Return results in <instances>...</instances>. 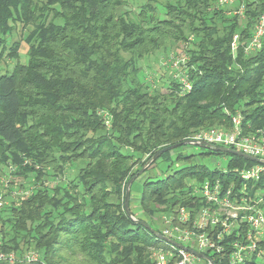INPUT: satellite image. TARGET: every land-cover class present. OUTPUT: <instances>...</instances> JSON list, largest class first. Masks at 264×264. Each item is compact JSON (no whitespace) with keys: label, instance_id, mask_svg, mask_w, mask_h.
<instances>
[{"label":"trees","instance_id":"16d2710c","mask_svg":"<svg viewBox=\"0 0 264 264\" xmlns=\"http://www.w3.org/2000/svg\"><path fill=\"white\" fill-rule=\"evenodd\" d=\"M173 1L162 6L164 19L148 21L149 2L131 19L120 12L123 0H0V65L18 59L21 43L9 45L4 37L17 26L26 31L27 46L26 63L0 69V171L13 168L12 184L32 187L30 196L0 211L1 251L31 249L41 264H154L151 251L165 245L126 215L127 182L164 147L199 130L229 129L236 112L245 133L264 132V40L255 53L242 49L264 0L222 8L215 0ZM233 35H239L235 55ZM177 46L188 57L191 91L180 95L170 78L165 93L151 89L140 62ZM187 146L162 154L143 172L176 151L174 163L183 164L142 182L139 208L146 218L129 210L158 233L163 227L151 222L154 214L202 205L192 193L206 180L238 190L234 170L257 165L206 150L202 156L228 157L225 172L209 169L182 154ZM246 186L253 194L264 182ZM228 252L210 257L225 264Z\"/></svg>","mask_w":264,"mask_h":264},{"label":"built area","instance_id":"2783aa9c","mask_svg":"<svg viewBox=\"0 0 264 264\" xmlns=\"http://www.w3.org/2000/svg\"><path fill=\"white\" fill-rule=\"evenodd\" d=\"M254 0H252L253 2ZM237 0H215V7L233 6ZM244 6L239 7L242 13ZM239 35H233L231 52L236 54ZM264 40V13L257 20L254 32L244 44L245 55L255 53L262 47ZM188 57L185 52L170 54L160 65L169 72V78L179 85L180 95L188 93L192 84L188 76ZM229 115V114H228ZM231 127L211 128L194 132L186 141L207 146H218L238 151L244 155L264 161V132L245 133L242 116L239 112L229 115ZM13 168L0 179V211L3 208L18 204L30 196L32 187L20 188L10 180ZM225 172V171H224ZM234 173L242 182L240 189L234 184L226 185L222 180H206L192 195L199 198L191 207H179L175 215H169L166 226L160 235L184 247H175L165 241L164 248L153 249L151 259L154 264H214L212 254L224 255L225 264H245L253 257L264 258V188L253 194L247 191L249 182H264V164L243 169H235ZM8 177V178H7ZM187 249L204 256L198 258ZM0 264H41L37 251L27 250L21 255L0 250Z\"/></svg>","mask_w":264,"mask_h":264},{"label":"rangeland","instance_id":"374dc122","mask_svg":"<svg viewBox=\"0 0 264 264\" xmlns=\"http://www.w3.org/2000/svg\"><path fill=\"white\" fill-rule=\"evenodd\" d=\"M124 6L120 8V12L128 14V17L131 19H134L137 14L142 10V7L146 5L150 0H123ZM168 2H174L173 0H151L150 6L153 8V12L150 10H146L147 18L149 21V18L153 19H164L165 17V11L163 10V5ZM26 35V31L24 33L21 32L20 27L17 26L15 28V31H12L11 34L8 33L7 36H4L6 39V42L8 44H13L14 42H20V48L18 51V59H5L1 65L0 69L2 71H11L16 65H22L26 63L27 61V46L23 42L24 37ZM171 50L166 51H157L154 54L149 55L145 59H143L140 62V69L141 74L144 75L143 80L150 85L151 89L159 90L160 93H165V85L167 84L166 81L169 78V72L162 70L160 65L166 61V58L170 54L175 53H182L184 49L180 47L171 48ZM182 154L185 156H193V161L200 164H205L206 167L209 169H220L225 171L228 157L227 156H221V155H211V156H202L206 152V149L200 148L198 146H192L188 145L187 147L183 148L181 150ZM177 154L176 152L172 153V160L171 161H157L146 173H143L139 175V179L131 186L129 189V203L128 207L129 210L132 211V213L135 214V217H139L141 219H144V215H142L140 208H139V201H140V192H141V184L146 179V177L150 178L152 181L160 179L165 177L167 174H170L172 171L181 168L183 164H176L174 163L175 156ZM81 165V162L76 163L73 165V167L67 171L66 177L63 178L64 181L71 180L75 173L76 169ZM171 166L172 169H169ZM8 170L2 169L0 171V179L7 175ZM8 178V177H7ZM10 180L13 182L16 179L13 177L10 178ZM58 178V182L63 181ZM20 183H24L21 179H18ZM17 181L15 183H17ZM18 185V184H16ZM125 196V191H124ZM167 216L164 214H154L152 217L151 222L156 225L159 228L166 226V219ZM163 229V228H162ZM40 259L41 255L39 254ZM264 259H258L257 261H263Z\"/></svg>","mask_w":264,"mask_h":264},{"label":"water","instance_id":"95a60500","mask_svg":"<svg viewBox=\"0 0 264 264\" xmlns=\"http://www.w3.org/2000/svg\"><path fill=\"white\" fill-rule=\"evenodd\" d=\"M186 145H192V146H198L200 148H203V149H206V150H210L214 153H221V154H226V155H233V156H238V157H241L243 159H246L248 161H251V162H255V163H259V164H264V161H260L258 159H255L253 157H250V156H247V155H244L238 151H234V150H231V149H227V148H222V147H218V146H214V147H211V146H207V145H203V144H196V143H193V142H189V141H185L183 143H179V144H175V145H172V146H168V147H164L163 149L159 150L158 152H156L150 159V161L148 160L145 165L137 172V174H135L128 182H127V185L125 187V196H124V210H125V213L126 215L134 222V223H137L139 225H141L142 227H144L150 234H152L156 239H160L162 241H165L166 243H169L175 247H178L181 249L184 247L181 246V244L179 245L178 243L170 240V239H167L163 236H161L158 232H156L155 230H152V228L145 222L143 221H139V219H135L130 211H129V207H128V203H129V189H130V186L131 184L135 181V179L143 174L144 171H146L147 168H149L151 166V164L154 163V161H156L162 154L168 152V151H171V150H174L176 148H179L181 146H186ZM192 255L198 257V258H204V256L196 251H193V250H190V249H187Z\"/></svg>","mask_w":264,"mask_h":264}]
</instances>
